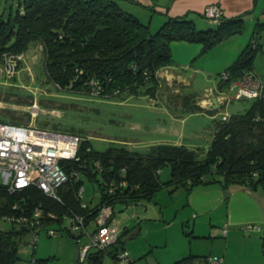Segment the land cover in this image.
Listing matches in <instances>:
<instances>
[{"label":"trees","instance_id":"16d2710c","mask_svg":"<svg viewBox=\"0 0 264 264\" xmlns=\"http://www.w3.org/2000/svg\"><path fill=\"white\" fill-rule=\"evenodd\" d=\"M243 16H222L214 28L198 29L186 15H167L152 33L148 24L124 11L118 0H18L17 8L6 18L0 15V59L5 52H25L30 42L40 41L45 73L60 89L111 96L123 90L136 93L149 84L144 92L154 95L160 84L158 71L173 63L172 42L197 41L207 49L240 32ZM260 27L264 28V23L257 22L252 39L223 70L228 78H220V92L244 72L254 71L252 60L261 46L257 39ZM190 93L186 109H200L191 102L196 93ZM250 99L243 113L221 115L205 151L168 142L151 144L145 151L130 150L123 144L97 151L82 137L78 159L63 162L70 178L58 188L57 198L35 186L10 193L0 182V220L9 224L0 229V264L20 260L16 243L28 231L36 234L41 227L58 231L66 220L67 232L79 236L69 231L71 215H82L85 226L93 224L94 230L102 204L124 208L152 199L164 185L173 186L171 190L182 187L190 193L199 185L217 183L226 191L235 184L264 195V95ZM164 165L170 166L171 176L161 183L158 174ZM84 179L96 181L101 193L98 204L92 207L82 203L78 195ZM36 209H40L39 216H34ZM36 219L41 224L30 225ZM110 247L90 249L82 261L102 264L105 252L116 259L118 250L109 251ZM195 257L189 254L172 264H190ZM207 257L203 264H208ZM32 259L36 264L44 261Z\"/></svg>","mask_w":264,"mask_h":264},{"label":"rangeland","instance_id":"374dc122","mask_svg":"<svg viewBox=\"0 0 264 264\" xmlns=\"http://www.w3.org/2000/svg\"><path fill=\"white\" fill-rule=\"evenodd\" d=\"M118 2L124 11L148 24L152 33L164 22L138 1ZM17 3L18 0H0V15L6 18L17 8ZM150 14H154L151 19ZM191 19L198 29L215 25L199 14H192ZM257 22L264 23L243 20L240 32L207 49L197 41L172 42L170 66L173 71L169 74L165 68L161 69L160 84L154 95L144 92L149 84L136 93L123 90L111 96L60 89L45 73L42 42L32 41L27 50L21 52L22 60L16 61L18 64L10 77L5 75L4 62L0 59V121L74 132L86 138L97 151L117 144L145 151L151 144L165 142L205 151L221 115L243 113L252 102L250 98L236 97L238 86L234 82L223 92L218 87L220 73L252 39ZM257 39L261 46L252 60V68L264 76V28H259ZM178 73L186 83L177 79ZM182 88L180 94L175 93ZM190 92L201 94L204 98L194 96L192 103L205 107L186 109L190 97L181 98V95L191 96ZM215 95L220 96L221 105L212 108L210 100L204 99ZM170 176V166L164 165L159 170L158 181L165 183ZM172 187L164 185L155 191L152 199L123 209L116 205L114 221L120 233L123 227L128 231L108 250H125L130 264H172L189 254L196 256L190 264H203L205 256L220 257L222 264H264L260 226L247 222L242 216L249 212L257 214L255 206L235 194L227 204V193L215 189L218 188L216 183L199 185L190 193L182 187L171 190ZM100 194L96 181L83 180L82 203L92 207L98 204ZM229 218L238 222H231ZM253 224L259 229L249 227ZM60 225L63 228L54 235L48 234V227H41L36 236L26 232L16 243L18 257L43 259L41 264H87L80 258L75 259V247L85 242L87 235L72 237L65 228L67 221ZM8 226L6 221L0 220V229ZM93 226L89 225L87 231ZM136 228L137 233L128 236ZM102 264L117 262L105 252Z\"/></svg>","mask_w":264,"mask_h":264},{"label":"built area","instance_id":"2783aa9c","mask_svg":"<svg viewBox=\"0 0 264 264\" xmlns=\"http://www.w3.org/2000/svg\"><path fill=\"white\" fill-rule=\"evenodd\" d=\"M203 14L215 24L223 16L221 8L216 4L206 5ZM2 57L3 71L10 77L18 64L16 61L22 60V54L5 52ZM227 76L226 72L220 74L222 80L227 79ZM233 82L238 86L237 98H257L264 95V76L258 75L255 71H246ZM81 139L82 137L76 133L0 121V182L10 193L35 186L43 193L57 198L58 188L70 178L63 162L78 159L76 157ZM74 174L76 175V172ZM120 184L124 185L125 182L122 181ZM81 190L82 187L78 191L79 197ZM108 191H112V187H109ZM113 212L112 205L102 204L95 217L96 227L90 232L87 231L82 215L73 214L69 217V231L87 235V240L79 247L80 259L83 260L90 249L106 250L116 243L120 230L114 221ZM39 215L40 209H36L34 216ZM31 224L38 226L41 223L36 219L31 221ZM249 227L259 229L255 224ZM47 232L54 235L58 231L48 228ZM115 260L117 264L131 263L123 249L117 251ZM206 260L208 264H222L221 258L208 256ZM15 264L36 262L34 259H20Z\"/></svg>","mask_w":264,"mask_h":264},{"label":"crops","instance_id":"0c3cea01","mask_svg":"<svg viewBox=\"0 0 264 264\" xmlns=\"http://www.w3.org/2000/svg\"><path fill=\"white\" fill-rule=\"evenodd\" d=\"M135 1H138L143 6L152 9L154 14H157L159 16V20H161L162 22L165 21L167 15L168 16L186 15L188 18L191 19L192 14H199L203 18H207L203 15V8L208 4L218 5L223 12V17H233L240 14H244L243 20H245V22L248 21L250 23H253L258 20L264 21V0H135ZM154 14H150V19L152 17L151 15ZM192 20L194 21V19ZM214 27L215 25L214 26L209 25L208 28H214ZM165 69L170 70L169 74H171V72L173 71L171 69V66H168ZM158 76L160 75L158 74ZM177 77L178 80L183 81L185 83L187 82V80H183L181 78V75L179 73L177 74ZM215 97L217 98V103L215 104V106H213L210 97H207L204 100L209 99L210 102L212 103L211 104L212 108H217L221 105L219 100L220 96L215 95ZM199 106H204V105L200 104ZM216 185L218 186V188L215 189H222L219 184L216 183ZM222 192L227 193L228 195L227 198L228 200L226 202L227 204L228 202H230L229 200L230 197L235 194L244 197L246 203L255 206V208L257 209L256 210L257 214H252L251 212H249L242 216L246 218L244 220H246L247 222H253L260 226L262 249H264V196H261L256 191L235 184L229 186L226 191L222 190ZM248 199L251 202L248 201ZM229 221H231L230 218ZM231 222L236 223L238 221L235 220ZM88 226H86V228ZM123 229H124L123 231H126L124 234H126L128 230L125 229V227H123ZM228 232L229 230H227L226 233L227 235ZM71 236L73 237V235ZM83 243H81L80 245H82ZM80 245L77 246L78 252ZM215 258H220V257H215Z\"/></svg>","mask_w":264,"mask_h":264},{"label":"water","instance_id":"95a60500","mask_svg":"<svg viewBox=\"0 0 264 264\" xmlns=\"http://www.w3.org/2000/svg\"><path fill=\"white\" fill-rule=\"evenodd\" d=\"M169 73H170V70L169 69H166ZM161 72L162 70L158 71V74L161 75ZM211 99V102L213 103V106H215V104L217 103V98L215 96H211L210 97ZM138 231V228H136L133 232L129 233L128 236H131L135 233H137ZM126 231H122L120 233V236L123 235ZM75 259L78 260L79 259V253H78V249H77V246L75 247Z\"/></svg>","mask_w":264,"mask_h":264},{"label":"flooded vegetation","instance_id":"af4514ba","mask_svg":"<svg viewBox=\"0 0 264 264\" xmlns=\"http://www.w3.org/2000/svg\"><path fill=\"white\" fill-rule=\"evenodd\" d=\"M184 88H186V86H185ZM184 88H182L180 91L175 92V93L180 94L179 92H182V91L184 90ZM188 93H189V92H188ZM182 94H183V95H181V98H183V97H189V96L187 95V93H182ZM194 96H197V97H196L197 99H202V98H204L203 96H201V94H198V93H196ZM191 102H193V98H192Z\"/></svg>","mask_w":264,"mask_h":264}]
</instances>
